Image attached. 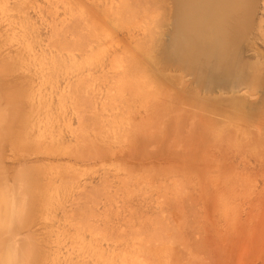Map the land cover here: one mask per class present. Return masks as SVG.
Masks as SVG:
<instances>
[{"label": "rangeland", "instance_id": "374dc122", "mask_svg": "<svg viewBox=\"0 0 264 264\" xmlns=\"http://www.w3.org/2000/svg\"><path fill=\"white\" fill-rule=\"evenodd\" d=\"M99 1L0 0V8H6L7 13L6 21H0V58L16 61L15 57L21 56L20 59L27 60V55H24L26 50L17 41L6 38L8 23L19 28L23 38L25 33L24 43L31 45L38 55V59L28 57V66L12 74L16 90L24 94L21 110L29 114L31 121L26 123L27 127L24 126L23 137L27 147L15 151L6 147L4 165L7 173L18 177L31 172L46 174L59 168L67 177L62 179L64 195L61 193L60 200H51L55 202L51 203L55 209L53 217L47 220L40 216L42 208H38L35 217L37 225L23 230L21 238L29 240L32 248L35 246L43 256L58 255L56 264H264V169L252 168L256 151L248 154L252 164L245 167L238 162V156L226 150L229 147L225 138L221 141H225L223 145L219 141L202 143V136L193 123L194 130L192 125L188 127L184 122L176 126L171 115L161 120H158L159 116L158 119L152 117L154 115L149 116V120L142 118L140 127H135L132 132V91L122 92L119 87L115 100L114 97H104L107 94L105 89L112 81L111 64L116 58L127 56H112L100 62L92 59L91 66L90 57L87 56L86 60L81 51L86 47L87 39L83 20L91 12L94 15L98 12L96 3ZM167 2L149 0L144 11L134 13L136 16L124 15L121 24L132 27L135 17L140 19L146 13L167 10ZM257 2V19L264 26V0ZM140 5L144 9V5ZM75 40L79 45L76 46ZM259 49L264 54L263 47L259 46ZM71 54H75V59ZM89 68L91 78L87 76ZM131 68L127 71L129 75H132ZM86 79H89V87L94 88L93 93ZM185 80L182 88L190 90L191 85H186L189 81ZM31 86L39 87L41 96L29 98ZM89 94H94V98L83 102L91 97ZM103 97L108 104L105 110L102 108L105 103L100 105ZM221 98L226 96L215 94L209 100H220L217 104L222 108ZM254 100L253 97L249 99L251 102ZM89 103L95 104L98 116ZM100 109H103L102 113ZM93 113L97 119L92 117ZM154 118L158 124L163 123V127L162 124L157 126L159 130ZM121 119L126 125L128 120L131 125L124 126ZM98 121L103 131L98 129ZM38 125L42 130L52 132L53 136L45 133L40 136ZM91 125L93 128L98 126V136H95L93 131L96 129H91ZM130 127V131H126ZM150 127L152 134L161 131L159 137L150 135ZM172 132L187 138L183 142L184 148L183 145L176 147L179 151L170 148L171 145L161 144H166V141L172 143L176 136ZM106 133L108 137H105ZM56 134L60 140L56 139ZM167 134L173 135L171 140H168L170 136ZM259 136L264 137V133ZM155 137L159 142L156 139L155 143ZM134 140L137 145L142 142L139 146L147 150L143 155L137 152L132 155L130 149ZM204 145L215 156L219 154L225 159L209 161V167L204 166L206 162L204 167L195 165L198 157L194 159L193 155ZM38 185L42 187L39 182ZM71 188L72 192L68 190ZM60 234L63 243H58ZM28 264L46 263L31 260Z\"/></svg>", "mask_w": 264, "mask_h": 264}, {"label": "bare ground", "instance_id": "6f19581e", "mask_svg": "<svg viewBox=\"0 0 264 264\" xmlns=\"http://www.w3.org/2000/svg\"><path fill=\"white\" fill-rule=\"evenodd\" d=\"M100 1L102 2V0ZM148 1L144 0L143 3V0H105L102 4L96 3L98 12L95 15L91 12L83 20L85 22L83 31H86L84 33H86L87 39L86 47H83L81 51L86 55V60L87 56L88 58L90 57L91 66L92 59L100 62L112 56H127L126 58L118 57L115 59V63L111 64L109 69L111 70L110 78L112 81H110L111 85H108L107 89H105L107 94L104 97L107 99L114 97L115 100L120 89L123 90L122 92L132 91V117H130L132 132L135 127H140L139 122L142 118L154 115L152 117L156 116L158 119L159 116L158 120H161V118L171 115L170 117L174 121L173 124L175 123L176 126L184 122L185 124L187 123L188 127H191L193 123L202 136V143L205 141H219L218 143H220L225 138L227 147H229L226 150L234 154L233 156H238V162L245 167H249L252 164L248 154L253 153L255 150L254 154L256 153V156L254 155L253 157L254 165L252 168L253 170L256 167L264 169V137L259 136L260 133H264V54L259 49V46L264 49V26L257 19L259 10L257 0H167V10L146 13L140 19L135 17L132 27L121 24L124 15L132 14L133 16L136 12L144 11ZM48 3L50 4V2ZM140 4L144 5V9ZM5 9L0 8V21L4 22L6 21L5 17H7ZM103 10L104 13H100ZM93 11L95 12V10ZM6 26H8L6 38L17 41L26 50L24 52V55H27L26 59L28 60V57L38 59L35 49L31 45L24 43L25 33L23 38L19 28L16 29L11 23L6 24ZM75 36L74 34L73 37ZM125 36L129 38L128 42ZM77 45L79 43L76 41ZM22 57L24 56L22 55ZM71 57L75 59V54H71ZM20 58L21 56L15 57L16 61L4 57L0 58V264H28L31 260L43 261L46 264H56L58 255L46 257L39 254L35 246L32 248L29 240L22 239L20 235L28 227L32 229L37 225L35 217L38 208H42L39 211L40 216L47 220L53 217L55 209L51 203L55 204V198H59L62 193L64 172L57 168L46 174L31 172L22 173L17 177L15 175L10 176L4 165L7 146L12 151L27 147V141L23 137L24 126H26L28 121H31L29 114L21 110L24 94L16 90L12 75L14 72L23 70L28 66V61H23ZM100 64L101 66L103 65V63ZM130 68L132 69V75L127 72ZM90 72L91 68L87 72L89 78L92 77ZM185 79L189 81L186 85H191L190 90H183L184 87L182 88L183 80L186 81ZM88 81L89 79L87 84ZM92 83H90L91 86ZM123 83L124 86H122ZM119 87L120 89H118ZM92 89L89 87V90L93 93L94 88ZM41 93L39 87L31 86L28 97L34 99V95L41 96ZM242 93L246 95L243 96ZM215 94L226 96V98H221L223 101L222 108L217 104L220 100H209ZM92 96H88L83 102H88L89 98H94ZM104 97L101 99L104 100ZM252 97L255 98L254 102L249 101ZM106 100L100 104L105 103L104 106L102 105L104 110V107L108 105ZM89 105L92 104L89 103ZM92 108L95 109V104L92 105ZM92 108L89 110V114ZM103 109H100L101 112H99L102 113ZM96 110L97 108L94 112L98 116ZM95 114L93 113L92 117ZM129 114L131 113L129 112ZM156 121L154 118V123ZM107 122L110 123L109 121ZM124 122L122 123L124 126L131 125L128 120L127 125ZM189 122L190 124L188 125ZM39 123L40 120L38 121ZM161 124L163 127V123ZM161 124L155 123L157 130L160 129ZM123 125L122 127L124 128ZM98 126L91 127V129L97 130L93 131L95 136H98L96 133L99 134L98 129L102 130V124ZM103 126L106 128L105 123ZM157 126H160L159 129ZM112 127L110 128L112 129ZM37 128L40 136L44 133L49 137L53 136L52 132H46L45 129L42 130L40 125ZM129 129L131 127L126 131ZM83 130L81 128L82 132ZM151 132L153 131L150 127V135L152 134ZM160 133L161 131H157L152 135H158L159 137ZM172 133L176 135L173 137L175 140H171L172 134H167V136H170L168 140L170 138L172 143L170 144L169 141H166V144H161L165 146L171 145L170 148L173 147L174 150L177 149L176 147H181L185 144L183 142L187 138L177 136V132ZM58 135L59 137L61 136V131ZM58 135L56 134V139L60 140ZM105 137H108L107 133ZM150 139L151 136L148 140ZM153 139L155 143L159 142L157 137ZM194 139L196 138L194 137ZM135 142L134 140L133 146L131 145L132 149H130L132 155L135 152L143 155L147 150L145 147L139 146L142 145V142L139 145L134 144ZM224 142H221L222 145L225 144ZM144 143L146 144V142ZM158 147L159 149L161 148L160 146ZM182 147L184 148V145ZM213 147L215 149V146ZM188 148L186 151H188ZM177 150L179 151V149ZM116 151L120 154L119 150ZM196 153L193 155L194 159L198 157L195 165H200L201 167L211 166L210 163L208 164L209 161L218 160L219 158L225 159V156L220 157L221 155L219 156V154L215 156L212 150L205 147V145L204 147L200 146ZM144 157L146 158V156ZM178 157L179 155L177 154ZM172 159L174 160V158ZM205 162L206 164L204 165ZM73 168L75 167L73 166ZM69 169L68 167V171ZM257 172L256 174L258 175L259 172ZM68 181H71L69 177ZM38 182L41 183L42 187L38 185ZM65 183L67 184V181ZM68 190L70 192L73 191L72 188ZM62 195L64 194L62 193ZM52 199H54L53 202H51ZM236 219L239 220L238 217ZM61 236L62 234L58 235V243H63Z\"/></svg>", "mask_w": 264, "mask_h": 264}]
</instances>
